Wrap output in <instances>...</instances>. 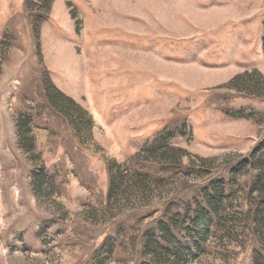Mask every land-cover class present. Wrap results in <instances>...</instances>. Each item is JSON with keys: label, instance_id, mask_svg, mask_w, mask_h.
<instances>
[{"label": "rangeland", "instance_id": "rangeland-1", "mask_svg": "<svg viewBox=\"0 0 264 264\" xmlns=\"http://www.w3.org/2000/svg\"><path fill=\"white\" fill-rule=\"evenodd\" d=\"M0 264H264V0H0Z\"/></svg>", "mask_w": 264, "mask_h": 264}]
</instances>
